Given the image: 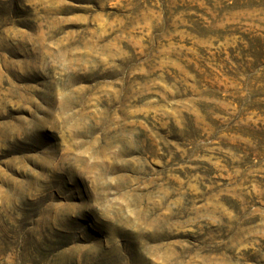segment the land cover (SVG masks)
Segmentation results:
<instances>
[{"label": "rangeland", "instance_id": "1", "mask_svg": "<svg viewBox=\"0 0 264 264\" xmlns=\"http://www.w3.org/2000/svg\"><path fill=\"white\" fill-rule=\"evenodd\" d=\"M0 264H264V0H0Z\"/></svg>", "mask_w": 264, "mask_h": 264}]
</instances>
